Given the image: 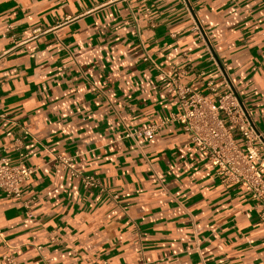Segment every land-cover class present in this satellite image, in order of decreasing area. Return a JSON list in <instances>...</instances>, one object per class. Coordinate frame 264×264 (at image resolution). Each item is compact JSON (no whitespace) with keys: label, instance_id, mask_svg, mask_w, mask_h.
<instances>
[{"label":"crops","instance_id":"0c3cea01","mask_svg":"<svg viewBox=\"0 0 264 264\" xmlns=\"http://www.w3.org/2000/svg\"><path fill=\"white\" fill-rule=\"evenodd\" d=\"M208 82L264 137V0H0V155L32 170L0 192V264H264L247 192L160 124L170 85Z\"/></svg>","mask_w":264,"mask_h":264},{"label":"built area","instance_id":"2783aa9c","mask_svg":"<svg viewBox=\"0 0 264 264\" xmlns=\"http://www.w3.org/2000/svg\"><path fill=\"white\" fill-rule=\"evenodd\" d=\"M193 29L198 30L194 22ZM206 85L209 93L215 94L214 98L186 86L170 85L167 93L175 99V107L161 119L160 124H176L187 142L205 155L219 180L242 187L259 210V216L264 218V180L260 171L264 167V137L255 128L249 113L230 84L224 82L218 93L210 82ZM0 118L4 116L0 114ZM155 127L157 126L133 128L127 130L123 137L149 138ZM5 135H9V132ZM74 157L75 155L52 154L50 162L67 172L69 177L79 179L83 188L101 189L95 177L76 168ZM31 171L30 168L0 155V192L3 196L19 199L20 183L28 179ZM0 260L13 262L6 255H2Z\"/></svg>","mask_w":264,"mask_h":264}]
</instances>
